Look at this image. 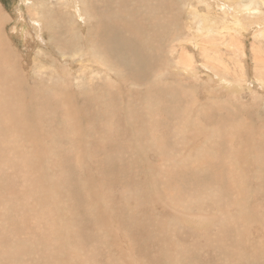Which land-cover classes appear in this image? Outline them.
Masks as SVG:
<instances>
[{
  "label": "bare ground",
  "instance_id": "6f19581e",
  "mask_svg": "<svg viewBox=\"0 0 264 264\" xmlns=\"http://www.w3.org/2000/svg\"><path fill=\"white\" fill-rule=\"evenodd\" d=\"M48 1L51 4L49 7L42 8L43 5L41 4V9L45 12L41 15L43 16V18L39 15V17L35 16L37 18L31 17L32 21L30 19L26 20V24L28 25V32L25 33V36L24 34H21V37L24 38L23 41L25 44H27L26 47L29 46L28 42L31 41L30 38L32 40L35 39L34 43H37L36 46L39 45V43L41 45H44L42 43H47V50L45 49L46 51H48L49 49V51H51L55 55L56 59H64L66 62L64 61L65 63H63V66L57 65V61L55 62L56 72L48 70L53 67L52 65H54L52 64L51 66H48V64L51 63L49 58L47 59V61H45V59L40 61L41 63H43V66H40V68L46 69L42 71L44 74L42 76L32 75L31 73H33V70L32 68H30L31 66L25 67L27 63L25 66L22 64V61L19 57V55L21 54L19 53L18 55L16 51L12 49L14 48V46H12L11 44L12 41L9 39L10 37L6 38V34L3 29L5 28V25L0 26V57L2 58V61H0V108H5L4 113L0 116V120L2 121V124L0 126V134L2 133V135H0V232L4 229L8 230L7 232H12L16 228H19V231H21V233H35L41 238V240L38 242H36V238V240H32V236L30 238L29 236L26 238V235H20L17 240L21 238L26 242L28 239H31L32 246L28 245L26 247L29 248L32 253L30 254L32 256H35L38 261L45 260L46 264H77L76 260H78L77 262L80 263L79 260H82L89 251L87 247L88 245L86 244L84 238L86 236L79 228H76L80 230L77 231V236H75L73 230L70 229L72 233L68 236L72 238V241L76 243V248L72 244L61 245V242L59 241V230L62 228L61 224L60 226L56 227L59 222L56 225L53 224V222L57 220V212L66 210L65 213L68 214V220H71L70 224L72 223L79 227H87L97 223L94 216L95 211L92 206H89L90 210L88 212L84 211V213L82 215H79V217L76 219L72 218L74 216L72 212H75V209L67 207V200H69L68 196L72 194H76L79 198H81L83 195L84 202V194H81L82 192H74V187H76L74 185L79 182L78 188L81 187V189L85 188L88 185L81 184V180H76L77 177L72 174L69 175L70 180L72 181V187L59 186L57 189V178L53 176H51L46 183H41V177L37 179V177L39 176V172L44 171L45 168L46 171H48L53 167V165H51V163L47 161L48 159L46 158V154L62 156L63 159L60 164L62 165L64 163V168L69 167L71 162L74 161L75 154L83 153L84 151L83 138H94L96 140V143H101L106 146L105 152L108 155V158L107 161L104 160L106 162L105 167L103 168H107L108 170H112L113 172L119 169L122 170L123 174L125 175L122 177L114 175L111 178L105 177L106 183L110 187H121L122 189H125L134 183L135 178L139 177L138 174L140 173L145 177H153L154 186L146 192H143L140 196H134L136 197L134 200L137 202V204H144L145 202L161 204L162 200L159 199L160 197L165 200L166 203L170 206L171 191L173 190V185L176 182L179 183L180 177L184 174L189 177L188 183L193 185L197 184L203 177L206 178L205 176H208V172L210 176L213 173L211 177L214 178L213 180H215V183L212 179L207 180L210 181V183L213 182L215 185L224 186V188L228 190V188H230V179H227L229 178V173L231 176L233 170L234 172H239L242 170L235 168V166L233 167L234 169L226 166L229 163L227 164L226 160L224 161L223 158L221 159V157L225 155L222 153V150L226 152L229 151V149L227 150L228 147H222L221 144L223 146L225 145L224 142L220 140H218V143H216L218 149V160L213 157L211 159V162H209V166H207L206 155H212L215 144H212V142L210 141L208 147H206L207 143L205 141H197L198 145L195 147L196 142L193 140L194 138H197V136L196 134H192L193 136H191L190 134L194 133L193 130L199 131L202 134L210 135H213V132L206 131V128L203 126L200 120L199 114H195L196 109L193 108L191 104L189 106L190 108H185L182 113L179 108V96L177 92L173 90L174 88L169 89L161 85L162 83H165L164 79H162V77L165 76H162V73H164L167 68L158 63L159 59L157 58L159 56L156 57V55H158L160 51L158 52L155 49L156 42H154V33L152 31L146 33L142 31L143 14H138L135 11L127 14L128 4H130V0H123V2L119 0H99V5L95 8L92 7L93 2L85 3L84 0ZM69 1L72 2L71 7L73 8V14L65 11V9L63 8L64 6H67L71 3ZM54 2L55 6L52 9V4H54ZM189 4L190 3L187 0H155V5H151L149 3L147 5L149 12L157 20L161 18L165 19L161 22L159 28L162 30H167L171 27L172 29H179L182 22V14L184 13L183 9H185V6ZM57 8L60 10L59 13L63 18L62 23L53 22L52 20L54 18L56 19V21L58 18L52 15H49L50 21L43 20L45 17H48L46 15V12L56 13ZM241 8L243 10V7ZM122 10L125 17L123 14L116 17L115 15H113L114 12ZM256 10L259 9L257 8ZM185 14L187 13L185 12ZM192 14L190 12V15ZM0 15L1 18L3 17L4 19H2L6 22L10 18L6 15L4 10L1 9V6ZM139 15L141 17V20L138 24L135 18ZM76 17H78L79 19V23L76 24V29L66 28L65 22H70ZM111 17L113 19L116 18V20H111ZM260 20L262 19L260 18ZM260 20H258V23ZM202 22L204 23V21ZM196 24L194 26H197ZM132 25H134L135 28L132 29ZM255 25L259 26L256 22ZM151 26L152 30H156V26H154L153 24ZM183 26H186L184 28L186 30L187 25L185 24ZM129 29H131V31ZM187 32L188 31L186 30V33ZM18 33L20 34V32ZM177 33L178 32H176L175 35L173 33L171 38L169 34L167 35L166 33H164L169 36H166L167 39L170 38V40L168 41H170L169 43L171 47H169V51H167L168 53L171 52L172 54H167L168 56H170L167 61H169L170 68L172 67L171 69H173V67H175L180 61L177 58L179 61L176 62V57L178 56H176L177 54L175 52H178V49L180 47L182 48V46L172 44V42L183 37L180 34L177 35ZM116 34H119V36H117ZM97 35L100 36L103 43L102 47L99 50L95 51V47L92 43L97 42V40L94 38ZM155 35L158 36V34ZM160 36H162V34H160ZM194 37L196 36L194 35ZM164 42L166 43V41ZM228 43L229 44H225H227L228 47H231L232 40ZM238 43H234L236 45L235 48L241 50L242 46ZM234 44L232 45V47H234ZM79 45H81L84 49L82 50V54L79 50V48H81ZM203 47L204 50L210 52L208 48H206L205 44ZM183 48L188 47L183 45ZM162 49H164V47ZM206 51H201V55L204 59H206L207 56ZM166 56L164 59H166ZM183 56L179 55V58H182ZM193 59L194 58L192 56L191 60ZM96 60L100 61L103 67L97 66L95 64ZM173 63L175 64L172 65ZM32 67L34 68L33 65ZM77 67L79 68L76 70ZM203 67L204 69L209 68L207 67V65L205 66V64H203ZM47 70L48 72H46L45 75V71ZM167 71L169 70L167 69ZM191 73H193V70ZM89 81H91L92 85L90 89L85 86V84ZM142 88L153 93V95L151 93L142 95ZM193 89L196 91L197 87H193ZM16 93H18L23 98H27L24 102H20L21 100L15 101L14 99L17 96ZM11 94L15 95L13 99L14 112L13 110L9 111V109L6 108L11 105ZM193 95L194 94H191L189 92L190 103L192 102L191 97ZM141 100L142 102L140 104L139 101ZM193 103L197 104V101H194ZM157 104L161 105V109H158L156 107ZM150 112H154V115L152 117L148 116ZM144 114H146V116ZM64 115H66L67 117L65 118ZM144 123L146 125H144ZM17 132L18 137H14L15 133ZM117 135L121 137H117ZM126 139L128 140L126 141V146H128L132 141L134 142V144H136L137 149L139 148L142 151V153H140L137 157V161L139 159L138 164H134L135 166L124 164L123 167L119 165L120 167L114 166L112 168H109L110 165L115 164V162L111 159V156L115 155L116 152H122V148L124 147L122 145L125 143ZM203 143L206 146H204ZM220 148H222V150H220ZM211 150L212 152L208 153V151ZM252 150L255 155L258 156L259 152H256V150L261 151V148L256 144L252 146ZM176 151L178 152V155L175 158L176 161H174L173 152ZM225 157L227 156H224V158ZM222 160L225 162V165L223 164L224 162H221ZM232 161H234V155ZM237 161L238 163L242 162L245 164V166H247V168H245L243 171L249 173L250 175H253L251 172L252 168H254L255 172H261L263 170L262 163H255V160H252L246 154H242ZM219 162H221L222 164H220ZM216 163H218L217 168L215 165ZM44 165H46V167H44ZM175 166H177L178 168ZM180 169H182L183 171ZM197 171H202V173H198ZM161 174L166 178L159 177ZM218 175L221 176L219 177ZM32 178H34V181H32ZM225 178L227 179V181L225 180ZM258 178L259 176L257 177V179ZM90 180L93 181V177H91ZM235 180L237 181L238 179L235 178ZM251 180L252 177L248 179V184L251 185H249L250 189L256 187L255 190H253L255 192L256 190H258L257 180L255 183L253 182V184L250 183ZM262 180L263 179H261V181ZM231 182L233 185L234 181ZM210 185L213 186L212 184ZM179 187L183 188V185L179 183ZM213 187V189H215V186ZM8 188H11V192L13 193L10 197H8L7 195ZM39 190H45L49 192V195L38 197L34 199V201L37 204L44 202L50 203L52 210H54V208L57 209L54 211L49 210L47 213V215H49V217L53 219L52 223H46L44 219H38L37 222L31 220V224L33 223V225H29L26 214V212H28V209H22L24 212L18 211L17 204H14L12 202L17 203L19 200H23L24 205L35 203L31 197V193L32 191ZM78 190L80 191V189ZM124 192L126 195L127 191L125 190ZM210 192L211 193L207 191V193L210 195H206L208 199H204V202L211 208L212 206H215L217 208L218 205L216 206V204L214 203L215 200L213 202V198L211 199V196L216 195V198L222 199V197H220L222 195L219 196L217 193L214 194L211 190ZM137 193H139V191ZM159 193H161V195H159ZM240 195L243 197L242 194ZM115 196L116 195H111V197ZM119 197L116 198L121 199ZM256 200L259 201V198L257 197ZM117 201L112 202L110 206H114L115 208H105L110 213L112 219V221L108 223L111 232L108 240L110 241V244L113 245L108 247L107 251L102 254L100 259H98V261H96L94 264H132L133 261L139 262V260L137 259L138 257L136 258V256L143 257L145 262H147L148 264H170L171 262L172 264L185 263V257L181 258L184 248H181V244L178 243V241L180 242V240L175 238V236H173V240L172 237H168L172 236V231L176 228L177 225L176 222L173 223L170 231L163 232V235H168L164 237L162 234L159 235V230H157V225L160 221V212L153 210L152 215H154L155 219L158 221H154L156 222L155 225H150L148 224L146 218L143 219L134 215L130 217L127 216L124 212L116 210V207L118 206L116 203ZM124 201L126 202V200ZM238 202L240 203L239 200ZM238 202L236 201L237 206ZM127 203L128 202H126V204ZM261 203L260 201L258 202L256 207H258V205L259 207L258 210L254 212V216L261 223L262 227H264V206ZM61 204H64V206H61ZM83 204L84 203H81L79 208H81ZM126 204L124 203V205ZM4 205L5 207H3ZM119 206L124 211V206ZM203 208L205 207L203 206ZM8 210L9 215L7 213ZM68 211L71 212L68 213ZM101 212L102 211L100 210L99 214H101ZM1 214L3 216L8 215L9 218L11 217V219L14 223H16L17 226L15 227L14 223L10 224L8 222V218L6 216L2 217ZM205 214L209 213H206L205 211ZM198 215L201 216L202 214ZM213 215L219 218L217 209H214ZM213 215L212 218H214ZM244 215L245 216L243 217L252 219V208L248 207L247 212L244 213ZM186 217L191 219L193 215L189 213ZM65 219H61L62 222L65 221ZM183 219L185 220V218ZM180 221H182L183 224V220ZM200 221H202V218ZM200 221H196L197 224H201ZM25 223L27 225H25ZM141 224L143 225V227L141 226ZM189 224H192V222ZM182 227L184 229H187L185 228L186 226ZM141 228L146 230L145 233L142 232ZM195 230L193 229V231ZM224 232L225 237H227L228 232ZM259 232L261 234H259ZM93 233L95 232L93 231ZM185 235L187 234L185 233ZM256 235L259 238L262 237V230L251 229V238L255 237ZM97 237L101 236H98L97 234ZM225 237H222L220 240L222 244H225ZM97 241L98 242L96 243V248L105 243V240L102 237ZM176 244L179 246L178 250H174ZM193 246H200L198 240H196V242H193ZM260 246L264 247V243H261ZM138 247H140L141 249H138ZM218 247V245H214L215 250H217ZM244 249L245 248L242 247V242H240L238 246V250L240 251H229L228 255L234 254L230 256L234 258V263L230 258H226L222 261L223 257L225 256V252L217 253L213 251L211 260L216 261V263L212 262V264H228L226 262L230 261V264H235L238 262H243V264H264V252L260 249L259 244L256 243L254 249H249L248 247L251 252L250 256L245 255ZM59 251L63 255L62 260L59 256ZM188 251L189 250H187V252ZM71 252L73 254H76V256ZM259 253L261 254V257L258 255ZM188 255H191L190 252H188ZM258 256L259 260L257 261ZM22 259L24 260V257ZM16 260L17 259L15 257V261ZM30 260L31 259H29V263H27L28 261L26 260V263L31 264ZM87 263L88 262H86V264Z\"/></svg>",
  "mask_w": 264,
  "mask_h": 264
},
{
  "label": "rangeland",
  "instance_id": "374dc122",
  "mask_svg": "<svg viewBox=\"0 0 264 264\" xmlns=\"http://www.w3.org/2000/svg\"><path fill=\"white\" fill-rule=\"evenodd\" d=\"M84 1L85 3L93 2L92 7L94 8L99 5L98 4L99 0H84ZM119 1L123 2V0H119ZM187 1H189L190 4L185 6V9H183L184 13L182 14V18H181L183 23L181 22L179 29L177 28L172 29L171 27L167 30H162L159 28L161 22L165 19L161 18L157 20L149 12L148 5H147L148 3L151 5H155V0H132V1L130 0V4H128L127 14L131 13L132 11H135L138 14L142 13L143 14L142 31L144 33L151 32V31L154 33V36H155L154 42H156L155 49L158 52L160 51V53L156 55V57L159 56L157 58L159 59L158 63L160 65L165 66L169 70L167 71L166 69L167 72L165 71L164 73H162V76H165V77H162V79H164L165 85L163 83L161 85L169 89L174 88L173 90L177 92L179 96V106H180L179 108L181 112L185 108H190L189 106L191 104V106L196 109L195 114H199L200 120L203 126L206 128V131L213 132V135H210V134H202L199 131L193 130L194 133L190 134L191 136L195 134L197 136V138H194L193 140L196 142L195 147L198 145L197 141H200V142L205 141L207 143L206 144L207 146L204 143L203 145L206 147H208L210 141L212 142V144H215L212 155H206L207 166H209L210 164L209 162H211V159L213 157L216 160H218L217 158L218 149H217L216 143H218V140H220V141H223L225 145L223 146L221 144V146L228 147L227 150L229 149V151H226L227 152L226 153L224 152V150H222V148H220V150H222V153L225 154L224 156H227V157L224 158V156L222 155H221L222 157L221 156L219 157H221V159L223 158L224 161L226 160L227 164L229 163L228 165H226L227 167L229 166V168H233L235 166V168L241 169L242 171L234 172L233 170V172L231 173V176L229 173V178L227 179H230L229 181L230 188H228V190H226L224 186L215 185L214 184L215 180H213L214 178L211 177L213 173L210 176L208 171H207L208 176L207 175L205 176L206 178L203 177L204 179L202 178L197 184H193V185L188 183L189 177L186 174H184L183 176L180 177V181H179V183L183 185V188L179 187L178 182L174 184L175 187L173 185V188H172L173 190L171 191L170 206L166 203L165 200H163L160 197L159 199L162 200L161 204H153L150 202H145L144 204H137V202L134 199L137 196H140L143 192H146L147 190H149L150 188L154 186L153 177H145L141 175L140 173L138 174L139 177L135 178L134 183L125 189H122L121 187H115V188L110 187L106 183V178H111L113 177V175L118 176V177H122L125 175L123 174V171L119 169L113 172L112 170L103 168L105 167V162L107 161V158H108V155L105 152L106 146L101 143H96V140L94 138H90V139L83 138L84 151L83 153L75 154L74 161L71 162L69 167L64 168L63 166L64 163L62 165L60 164V162H62V159H63L62 156L46 154V158L48 159L47 161H49L51 165H53V167L49 169L48 171H46V168L44 171H40L39 170L40 168L38 169L40 172H39V176L37 177V179L41 177V183L43 184L46 183L48 179L51 176H53L57 178V183H56L57 189L59 186L72 187V181L70 180V176H69L70 174H72L75 177H77L76 180H81V184L88 185L83 189H81V187L78 188L79 182H77L74 185L76 186L74 187V192L75 191L78 193L82 192L81 194H84V202H83V195L81 198H79L76 194H72L68 196L69 200H67V203H68L67 207H71L75 209V212H72L74 215L72 218L76 219L79 217V215H82L84 211L88 212L90 210L89 206H92L95 211L94 216H95L97 223L92 225L93 227L92 226L79 227L72 223L70 224L71 220H68V217H67L68 214L65 213L66 210L57 212V215H58L57 220L53 222V224L55 225L59 222L58 225H56V227L60 226L61 224L62 228L59 230L60 232L59 241L61 242V245L72 244L75 247L76 243L72 241V238L68 236L69 234L72 233L70 229H72L73 232L75 233V236H77V231H80V230L76 228H79L82 230L83 234L86 236L84 238H85L86 244L88 245L87 247L89 251H88V254L82 260H79L80 263H78L77 262L78 260H76L77 264H86V262H88L87 264L89 263L94 264L96 261H98V259H100L101 255L107 251V248L113 245V244H110V241L108 240L111 234L108 223L111 222L112 219H111L110 213L105 208H115L114 206L112 207L110 206L112 202H115L117 200L118 201L116 203L118 206L116 207V210L120 212H124L127 216H130V217L134 215L136 217H140L143 219L146 218L148 224L150 225H155L156 222L158 221L155 219V216L152 215L153 210L160 212V221L157 225V230H159L158 231L159 235L161 234L163 235V232L165 231H170L171 226L173 225L174 222H176L177 223L176 228H175L176 230L174 229L172 231V236H168V235H163V236L172 237V240H173V236H175V238L180 240V242L178 241V243L181 244V248H184L183 253H182L183 256L181 255V258L185 257L184 259L185 263L183 264H210V263L212 264V262L216 263V261L211 260L213 251L217 253L225 252V256L223 257L222 261L226 258H230L231 261H233L234 263V258L230 257L234 254L228 255V253L229 251L235 252V250H238V246L240 242H242V247L245 248L244 252L246 256H250L251 252L249 249H254L256 243L259 244L260 249L264 252V247L260 246L261 243H264V227H262L261 223L254 216V212L257 211L259 207V205L258 207H256L258 202L259 201L260 203L262 202L261 204L264 206V201H263L264 200V194H263L264 193V182H263L264 180V27H263L264 26V23H263L264 22V0H261V1L260 0H257V1L256 0H187ZM38 2L40 5L38 4ZM41 4L43 5L42 8L43 7L46 8L51 5L48 0H0L1 9L4 10L6 15L11 18V19L9 18L10 21L8 20L6 22L3 20L4 19L3 17H2L3 19L1 18V15H0V24L2 23L0 26L5 25L4 26L5 28L3 29L5 31L6 38L10 37L9 39L13 42V43L11 42V44L12 46H14V48L12 47L11 48L15 50L18 55L19 53L22 55V56L19 55L22 61V64L25 66L27 63L25 67L31 66L30 68H32L33 73L31 72L30 73L36 76H39V75L42 76L44 74L42 71L46 70V69L40 68V66H43V63L40 62L41 60L45 59V61H47V59L50 58L49 60L51 61V63L48 64V66H51L52 64L54 65H52L53 67L48 70H52V71L56 70L55 69L56 61L58 63L57 65L59 66H63V63L66 62L64 59H56L55 55L51 51H49V49L48 51H46L47 43L46 44L42 43L44 45H41L39 43V45L36 46L37 43H34L35 39L32 40L30 38L31 41L28 42L29 46L26 47L27 44L24 43L23 41L24 38L21 37V34H24L25 36V33L28 32L27 31L28 25L26 24L27 23L26 20L30 19L32 21L31 17L37 18L39 17V15L41 16L43 13H45L44 10L41 9ZM54 6H55V2L54 4H52V9ZM71 6H72V2L69 5L64 6L63 8L65 9V11L73 14V8ZM241 7H243V10ZM257 8L259 10H256ZM34 11L35 13L37 11V13L35 14ZM59 12L60 10L58 8L56 10V13L46 12V15L48 17H45L43 20L50 21L49 15H52L58 18L57 21L54 18L52 20L53 22L62 23L63 18ZM185 12L189 15L185 14ZM190 12L191 14L192 13L193 14L190 15ZM32 13L34 14V16ZM121 14H123V10L116 11L113 13L115 17ZM41 17L43 18V16ZM24 18H27V19H24ZM260 18L262 20H260ZM257 19L260 20L259 23ZM111 20H116V18L113 19L111 17ZM135 20L139 24L141 20L140 15L136 16ZM202 21H204V23ZM255 22L259 26H256ZM78 23H79V19L78 17H76L70 22L66 21L65 27L76 29V24ZM152 24L157 27L156 30L155 29L152 30V26H151ZM185 24L187 25L186 30L189 33L188 32L186 33V30L184 29L186 26H183V25ZM195 24L197 26H194ZM203 24L204 25L206 24L205 25L206 27ZM260 25H263V26H260ZM133 28H135L134 25H132V29ZM13 29L15 32L13 31ZM180 29H183V30H180ZM129 30L131 31V29ZM18 32H20V34ZM176 32H178L177 35L180 34L181 36H183L182 38L172 42V44L182 46V48L180 47L178 49V52H175L177 54L176 56H178L176 57V62L179 60L180 61L182 60L183 62L179 61L176 65L177 67L175 66L173 67V69H171L172 67L170 68L169 61H167L170 57L168 55L172 54L171 52L168 53L169 47H171L169 43L170 41L168 40H170L173 33L175 35ZM164 33H166L167 35L169 34L170 38L167 39L166 38L167 35ZM155 34H158V36ZM160 34H162V36H160ZM116 35L119 36V34H116ZM194 35L196 37H194ZM94 38L97 40V42L92 43V44L95 47V51H97L102 47L103 42L101 41V38L99 35L95 36ZM216 39H218L219 41ZM231 40H232V45L234 43L237 44L239 42L238 44H241L242 46L241 50L236 49L235 44H234V47H232V45L231 47L230 46L228 47L227 44H229L228 42H230ZM164 41H166V43ZM220 41L222 42V44ZM159 43H163V44H159ZM204 44L206 45V48H208L210 52H207L206 50H204V47H203ZM183 45L188 48H183ZM79 46L81 47L79 48V50L81 51V54H82V50L84 49L81 45ZM163 47L164 49H162ZM40 49L42 52L40 51ZM201 51H204V52L206 51L207 53L206 59H204L203 56L201 55ZM163 53L166 55L168 54V55L166 56ZM179 55L180 56L186 55V56L179 58ZM165 56H166V59H164ZM192 56L194 58L193 60H191ZM34 59L36 60V63ZM0 61H2L1 57H0ZM95 64L97 66L103 67L100 61L96 60ZM174 64L175 63H173L172 65ZM203 64H205V66L207 65V67L209 68L204 69ZM32 65L34 66V68L32 67ZM78 68L79 67H77L76 70ZM48 70L45 71V75H46V72H48ZM192 70H193V73H191ZM85 86L88 89H90L92 87L91 81L87 82ZM193 87H197V90L195 91ZM189 92L191 94H194L191 97V101H192L191 103H190ZM148 93H151V92H149L148 90L144 88L141 89L142 95H145ZM16 94H17L16 97L14 94H11V97H10L11 105L6 107L9 109V111L13 110L14 112V103H13L14 97H15L14 99L15 101L21 100L20 102H24L25 99L27 98L25 96H24L25 98H23L18 93ZM151 94L153 95V93ZM194 101H197V104L193 103ZM139 102L141 104L142 100ZM156 107L158 109H161L160 104H157ZM4 111H5V108H0V116L4 113ZM144 115L146 116V114ZM153 115H154V112H150V114H148L149 117H152ZM64 117L66 118L67 116L64 115ZM1 124H2V121L0 120V126ZM144 125L146 124L144 123ZM0 135H2V133ZM14 137H18V132L15 133ZM117 137H121V136L117 135ZM126 141L128 140L126 139L125 143L122 145L124 146L122 148V152H116L115 154L116 156L115 155L111 156V159L115 162V164L110 165L109 168H112L114 166L123 167L124 164H127V165H134V164L137 165L138 164L139 159L137 161V157L140 153H142V151L139 148L137 149L136 144H134V142H132L131 140H130L131 141L130 144L126 146ZM223 142H219V143H223ZM256 144L260 146L261 148V151L256 150V152H259L258 156H256L252 150V146ZM211 152L212 150L208 151V153H211ZM242 154L248 155L252 160H255V163L256 162L262 163L263 170L261 172H255L254 168H252L251 172L253 175H250L249 173L244 172L243 170L247 168V166H245L244 163L242 162L238 163L237 161L238 158ZM177 155H178L177 151L173 152L174 161H176L175 158L177 157ZM233 155H234V161H232ZM224 161L222 160L221 162L223 163ZM221 162L219 163L222 164ZM223 164L225 165V162ZM215 165L217 168L218 163H216ZM44 167H46V165H44ZM197 172L202 173V171L201 172L197 171ZM218 176L220 177L221 175H218ZM258 176L259 178L257 179ZM91 177H93V181L90 180ZM159 177L166 178L162 174ZM251 177H252V180L250 182L251 184H253V182L255 183L257 180V185H258V190H256L257 192L253 191L255 190L256 187L250 189L251 185L248 184V179ZM235 178H237L238 180L236 181ZM207 179H212L214 183L213 182L210 183V181H208ZM227 179L225 178L226 181ZM261 179L263 180L261 181ZM32 181H34V178H32ZM231 181H234L233 185ZM209 183L215 186V189H213L214 187L211 186ZM217 188H220V189H217ZM78 189H80V191ZM125 190L127 191L126 195L124 192ZM210 190L214 194L217 193L219 196L222 195L220 196L222 197V199L216 198V195L211 196V199L213 198L212 199L213 202L215 200L214 203L216 204V206L218 205L217 208L215 206H212L211 208L208 206V204L204 202V199L206 200L208 199L207 196L210 194H208L207 191L211 193ZM138 191L139 193H137ZM12 194L13 193L11 192V188H8L7 190L8 197H10ZM240 194H242L243 197ZM48 195H49V192L45 190L32 191L31 193V197L33 201L34 199L38 197L48 196ZM111 195H116V196L111 197ZM159 195H161V193H159ZM129 196L132 198V200ZM116 197H119L121 199H118ZM176 197L180 199L178 200ZM257 197L259 198V201L256 200ZM124 200H126V202L128 203L126 204ZM238 200L240 201L241 204L238 202ZM236 201L238 202V206L236 204ZM12 203L17 204L18 211L24 212L22 209H28V212H26V214H27V220H28L29 225H33V223L31 224V220L34 222H37L38 219H41V220L44 219L46 223H52L53 219L50 218L49 215H47V213L49 210L54 211L57 209V208L56 209L54 208V210H52L50 203H45V202L39 203V204L35 202V203H30L28 205H24V201L19 200L17 203L16 202H12ZM81 203H84V204L81 208H79ZM124 203L126 205H124ZM119 205L124 206V211L120 208ZM61 206H64V204H61ZM203 206L205 208H203ZM223 206H224V209H223ZM3 207H5V205ZM248 207H251L253 210L252 219L243 217L245 216L244 213L247 212ZM78 208H79V211H78ZM213 208L217 209L219 218L213 215L214 213ZM239 208L242 210H240ZM100 210L102 211L101 214H99ZM135 210L138 212V214ZM205 211L206 213H209V214H205ZM70 212L71 211H68V213ZM7 213L9 215V210L7 211ZM189 213L193 215L191 219L186 217L187 214ZM239 213L240 214L242 213V214L240 215ZM198 214H202V215L199 216ZM8 215H5L8 218V222L10 224L14 223L11 217L9 218ZM212 215L214 218H212ZM1 216L5 217L2 214ZM183 218H185V220ZM201 218H202V221H200ZM61 219L63 220L65 219V221L66 220L67 221L62 222ZM180 220H183V224H182V221ZM190 220L192 224H189L191 223ZM192 220L194 221L196 220L197 222L200 221L201 224L200 223L197 224L196 221L194 223V221ZM203 223L204 225L205 224L206 225L204 226ZM14 225L15 227L17 226L16 223H14ZM25 225L27 224L25 223ZM200 225H201V228H200ZM141 226L143 227L142 224ZM182 226L184 227L186 226L185 228L187 229H184ZM248 226L251 228H249ZM193 229L194 230L196 229L197 231L196 230L193 231ZM251 229L262 230V237L259 238L256 235L255 237L251 238ZM141 230L144 233L146 231L143 228H141ZM7 231L8 230L4 229L3 231L0 232V237H1L0 244L1 242L2 244L6 243V244H3L4 246L2 244L0 245V258H1L0 264H17V263L27 264L29 263V259H31L30 260L31 264H46L45 260L38 261V259L35 256H32L31 251L29 250V248L26 247L28 245L32 246L31 244L32 240L37 239L36 242L40 241L41 238L39 235L35 233H30V234L29 233L27 234L24 232L21 233V231H19V228L18 229L16 228L12 232H7ZM93 231L95 233H93ZM224 231L228 232L227 237H225ZM185 233L187 235H185ZM97 234L98 236H101L105 240V243L98 248H96V245H97L96 243L98 242L97 240L100 239L101 237H97ZM259 234L261 233L259 232ZM20 235H24V236L26 235L25 236L26 238L28 236L29 238L32 236L31 237L32 240L28 239L26 242L22 240L21 238L17 240V238ZM222 237H225L224 238L225 244H222L220 241ZM196 240H198V242L200 243V246H193V242H196ZM214 245L219 246L217 250L214 249ZM19 247H22V248H19ZM139 248L140 247H138V249ZM178 249H179V246L176 244L174 247V250H178ZM187 250H189L188 252H190L191 255H188ZM186 253L188 256L186 255ZM29 254L31 255V257ZM73 255L76 256V254H73ZM258 255L261 257L260 253ZM59 256L62 260L63 255L60 251H59ZM259 256L257 258V261L259 260ZM15 257L17 259L16 261H15ZM21 257L22 258L24 257L25 261ZM136 258L139 260V262L133 261L132 264H148L147 262H145L143 257L136 256ZM20 261H24V262H20ZM231 261L226 262V263L230 264ZM57 264H61V263H57ZM170 264H172V262ZM235 264H243V262H238Z\"/></svg>",
  "mask_w": 264,
  "mask_h": 264
}]
</instances>
